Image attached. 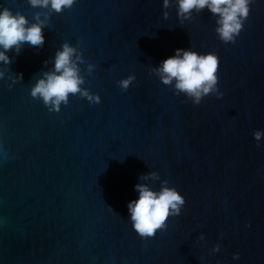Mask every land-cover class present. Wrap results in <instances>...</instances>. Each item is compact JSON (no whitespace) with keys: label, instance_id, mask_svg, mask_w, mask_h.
Listing matches in <instances>:
<instances>
[{"label":"water","instance_id":"95a60500","mask_svg":"<svg viewBox=\"0 0 264 264\" xmlns=\"http://www.w3.org/2000/svg\"><path fill=\"white\" fill-rule=\"evenodd\" d=\"M162 3L77 0L57 14L0 0L29 24L45 21L42 47L25 43L0 63V264H264V139H253L264 132V0L232 44L216 34L218 15L178 18L176 0ZM64 43L100 104L70 94L56 113L31 97ZM176 49L219 57L221 99L194 106L160 82L155 69ZM163 181L185 205L141 239L127 204L137 183Z\"/></svg>","mask_w":264,"mask_h":264},{"label":"clouds","instance_id":"9594fccd","mask_svg":"<svg viewBox=\"0 0 264 264\" xmlns=\"http://www.w3.org/2000/svg\"><path fill=\"white\" fill-rule=\"evenodd\" d=\"M76 3L77 0H29L33 8H50L57 14L71 9ZM169 4L170 0H163L162 7L167 9ZM252 4L253 0H176L177 17L187 18L194 10L199 12L207 9L219 16L216 28L219 40L224 44H232L240 35ZM164 16H167L166 12ZM35 19L36 23L29 24L20 12L0 9V63L10 65L12 59L7 53L14 50L18 55L25 43L34 48L44 45L45 21L40 20L39 15ZM79 59L76 48L67 43L61 45L54 56L53 70L45 73L31 87V97L40 100L49 112L56 113L61 110V105L68 104L70 94H79L90 104H100L98 95H92L80 87L83 79L76 63ZM155 72L163 85H172L175 94L183 95L194 106H199L209 95H215L217 99L223 97L217 87L219 57L215 53L200 54L189 49H176L173 55L159 62ZM2 77L3 73L0 72ZM17 77L22 80V74L17 73ZM135 79L134 75H130L119 80L117 86L126 92ZM253 139L257 142L256 146L261 147L264 132L254 131ZM141 179L147 181L159 177L153 172ZM134 191L138 195L127 204L128 220L132 230L141 239L153 238L158 230L165 229L169 218L178 217L185 205L184 196L175 187L168 186V181H163L159 190L151 189L147 183H137ZM198 239L204 240V235L201 234ZM219 251L220 245L216 244L212 252ZM238 259L239 254H234L233 260Z\"/></svg>","mask_w":264,"mask_h":264}]
</instances>
